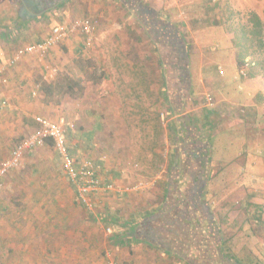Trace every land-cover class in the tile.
<instances>
[{"label": "crops", "instance_id": "crops-1", "mask_svg": "<svg viewBox=\"0 0 264 264\" xmlns=\"http://www.w3.org/2000/svg\"><path fill=\"white\" fill-rule=\"evenodd\" d=\"M137 1L131 6L125 0H0V67L5 68L0 101L9 103L6 114L0 112V165L25 141L13 146L17 116L10 108L18 114L29 110L30 91L39 89L34 77L47 79L51 68L70 56L90 59L89 49L99 74L95 98L89 88H76L65 72L71 80L63 90L67 100L78 96L80 101L67 105L64 117L75 119L83 143L111 147L105 160H94L104 187L91 192L88 203L78 198L64 166L47 164L51 139L32 156L40 165L11 168L1 177L0 264H249L246 229L253 226L256 240L261 222L252 212L258 200L250 194L258 181L233 176L256 174V160L247 157L251 148L243 138H231L239 143L238 153L220 160L211 152L208 132L258 124L264 110L262 75L249 67L248 53L235 48L241 44L221 22L219 5L201 0L209 7L201 10L197 0ZM85 15L98 26L91 45L75 30L46 55L23 53L9 64L57 24L71 25ZM40 93L48 102L51 94ZM135 102L149 112L165 111L167 125L159 113V125L151 127L148 118L140 123L133 115L139 109ZM46 106L40 107L45 115L34 117L51 119ZM220 120L222 127L214 126ZM151 128L159 129V139ZM139 129L143 135L136 139ZM169 138L172 143L164 149ZM137 141L141 152L132 150ZM150 175V185L132 189ZM108 184L112 190H106Z\"/></svg>", "mask_w": 264, "mask_h": 264}, {"label": "rangeland", "instance_id": "rangeland-1", "mask_svg": "<svg viewBox=\"0 0 264 264\" xmlns=\"http://www.w3.org/2000/svg\"><path fill=\"white\" fill-rule=\"evenodd\" d=\"M197 1L201 2V0H197ZM204 2H206L209 6L211 5V7L213 5H219L220 8L221 7L224 8L223 9L224 17H222L221 22L226 24L227 28L230 29L229 34L233 35L232 38L234 43L241 44L239 47H235V48H237L238 51L242 50L248 53V56L251 59V64L249 65V67L253 66L252 68L250 67L252 71H255L256 73H260L262 75L261 80H262V84H264V0H205ZM201 4H203L202 6H200L201 10H203L204 7H207L206 4L202 2L198 3L197 6ZM164 5L168 6V3H165ZM187 9H188L187 5H183L182 11L184 12L182 13V16L186 17ZM85 16H86L85 18H90L91 20H94V18H91L89 15H85ZM99 24L101 25V22ZM97 28L98 26L96 23L95 33L97 32ZM95 33H94L93 41L95 39ZM84 38L86 39L87 37L84 35ZM229 50H231V47L229 48ZM87 52L89 54L87 53L85 55L86 56L91 55L92 57L90 59H87L84 55L81 54H79L78 56H70V57L67 56L69 58L68 59L69 61L66 60L65 63L62 64L58 63L54 65L55 68L54 67L51 68V71H53V69H56V71L55 72L53 71L54 73L51 75L50 73L47 72L48 73L46 77L47 79H45L44 77L39 78L38 75L35 76L34 81H37L39 83L38 85L39 89H37V87L34 86V92L33 89L30 91L29 102L27 104L28 105L27 108L29 110L20 111V114H18L17 113L18 111L16 112V110H12L9 107L10 108L9 112H12L13 115L17 116V119L13 118V127L17 134L15 135L16 136L14 138L15 143L13 144V146L15 145L17 146L22 140L26 139L34 132V130L37 127V123L35 121L34 116L39 114L45 115L42 111H40V107L42 104L45 107H47L46 105H49L48 115L49 117H51L52 120L57 121V119H60L61 116L63 118L64 114H67L66 107L72 106L71 105L72 102L78 101L79 103L80 97L72 96V99L67 100L68 97L65 94L66 92L62 91V90H66L65 89L67 88L66 84L70 83L71 81L65 72H67L73 79L72 83H74V85L76 83L75 85L77 86L76 88H80V89L83 88L84 90L86 88H89V92H91V96H92L91 99L92 101L94 100L95 80L97 76H99V74H98V70L95 67L96 63L94 61V55H93L95 52L91 49L87 50ZM249 67L248 70L250 69ZM45 69L48 71L50 67H46ZM92 73L94 74V77ZM44 89L45 90L47 89L48 94H51L47 97L48 102H46L45 100H41L42 96L40 95L41 94L40 91ZM248 91L249 88L246 87L244 89V94L246 96L248 94ZM37 98L40 99L38 105H36V101L33 100ZM149 98L153 103L154 102L153 96L150 95ZM135 106L136 108L138 106L139 109L138 110L136 109L133 115L137 120L140 119V123L143 122V119L148 118V120L151 121L150 122L151 127L155 123L158 124L157 116L159 113L162 123L164 125H167L168 123L167 113L165 111H162L160 113L159 111L152 109L151 112H149L142 108L143 105L136 102H135ZM4 110H3V115L5 113ZM59 113H62L63 115L59 116ZM65 117L67 118V116ZM65 117H64L65 121L63 123V127L65 128L68 145L70 147L73 156H75L78 159L91 158L92 160H97L99 159L100 156L101 159L105 160L106 159L105 153H110L111 147H105V145L102 147L101 145L98 146L99 143H96V141L89 142V140H87L86 141L87 144L83 143L80 140L81 138L77 134L79 133V127L75 123L74 121L75 119L67 118L66 120ZM24 120L25 122L22 125V122ZM235 120L237 119L232 118L231 121H235ZM222 121L223 120H220L214 126L222 127L220 125ZM135 124H137L138 126V123L135 122ZM110 129L108 128V130ZM151 129H152L151 131H153L154 138L159 139L160 137L159 129L156 130H154L153 128ZM135 133L136 134H133L134 135L133 137L136 136V139L141 138V136L143 135L142 129H139ZM208 138L211 144H213V148L211 152L219 155L220 160H222L223 157H225L226 159H230V156H232L233 154L237 155L239 143L235 141L232 142L231 138H235V139L243 138L247 141L248 146L251 148V151L247 157L249 159L253 158V160H256V163H254V168H256V174L247 173L233 177H237L241 180L244 179V180H252V181H255L257 177L258 190L256 192L255 191L251 192L250 194L252 196H255L258 200V203H256L257 207L256 208L253 207L252 212H255L259 216L258 218H261V222L259 221L258 224L259 226L257 231L258 234H256L257 237L256 240L255 238H253V236L255 235L253 226L251 227L249 225L247 226L246 230L248 232V238H249L247 247L249 250H247L246 257L249 264H264V110L260 111L258 124L256 126L249 128L239 127L236 129L221 130V132L217 135H215L214 132H208ZM163 143H164L163 148L165 149V145H169L170 143H172V139L169 138L167 142H163ZM173 143H174V138H173ZM131 145L133 147L132 150L134 152H141L143 149L142 148L143 145L140 141L133 142ZM147 145L148 143L145 146ZM155 145L156 144L152 142L149 144V146H153V147ZM44 146L36 147L34 149L28 150L27 152L25 151L26 155L24 157L25 160L23 161L24 163L22 166L30 167L34 165H40V162L35 161V159H32V156H34V153L36 151L45 149ZM46 151L49 152L51 156L50 161L46 160L48 162L47 164L50 163V165H54L58 167L64 166L62 158L60 157L59 153H57V150L55 149L54 145L50 148H47ZM242 166L245 168L246 164H242L241 167ZM229 170L231 172V174L229 175L230 177L234 171V168H230ZM151 176L152 175L148 176L146 182L143 181L145 186H147V184L150 185V182H153ZM254 176L256 177L254 178ZM138 183L140 182L139 181L134 182L132 185L134 184L136 185ZM154 183L157 184V181L155 180ZM136 190L140 191L143 190V188ZM71 197L76 198L74 192H72ZM249 213L251 214V212ZM251 248L253 250H257L258 248V253H253V250ZM58 259L59 258H57V260Z\"/></svg>", "mask_w": 264, "mask_h": 264}, {"label": "built area", "instance_id": "built-area-1", "mask_svg": "<svg viewBox=\"0 0 264 264\" xmlns=\"http://www.w3.org/2000/svg\"><path fill=\"white\" fill-rule=\"evenodd\" d=\"M75 30H78L82 35L87 37V45H91L93 43L96 23L90 18L76 20L71 25L59 23L53 27L48 37L40 42L28 45L25 50L19 52L20 54H16L13 58H11L9 60V64H15L22 57L23 53L45 55V53L55 44L69 37ZM248 65L249 64H246L240 69V74L246 75V67ZM4 70L5 68L0 67V75ZM53 71L55 72L56 69ZM212 99V96L208 97L209 101ZM8 105L9 103L6 100L0 101V112H2ZM35 120L38 127L29 137H27V139H25L23 143L14 149L13 154L9 159L0 165V180L1 177L4 176L11 168L23 165V155L25 151L43 146L47 143L48 139H51L55 149L62 158L67 175L73 184L77 186L80 200L88 203L91 196L90 193L99 191L102 187H104L101 176L99 175L101 166L91 158L78 159L73 156L67 142L65 128L63 127L64 121H54L43 116H36ZM144 187V182H140L134 185L132 189L136 190ZM112 189V184L106 185V190ZM109 230H111V228H109Z\"/></svg>", "mask_w": 264, "mask_h": 264}, {"label": "trees", "instance_id": "trees-1", "mask_svg": "<svg viewBox=\"0 0 264 264\" xmlns=\"http://www.w3.org/2000/svg\"><path fill=\"white\" fill-rule=\"evenodd\" d=\"M125 2L128 4H131V6H135V5H137L138 4V1L137 0H125ZM140 3V2H139ZM93 74V73H92ZM93 77H94V74H93ZM66 86H70V84L69 83H67L66 84ZM46 88V87H45ZM46 91H47V89H46ZM63 91V90H62Z\"/></svg>", "mask_w": 264, "mask_h": 264}]
</instances>
